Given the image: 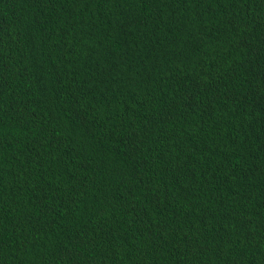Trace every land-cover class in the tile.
Masks as SVG:
<instances>
[{"label": "trees", "instance_id": "1", "mask_svg": "<svg viewBox=\"0 0 264 264\" xmlns=\"http://www.w3.org/2000/svg\"><path fill=\"white\" fill-rule=\"evenodd\" d=\"M0 264H264V0H0Z\"/></svg>", "mask_w": 264, "mask_h": 264}]
</instances>
